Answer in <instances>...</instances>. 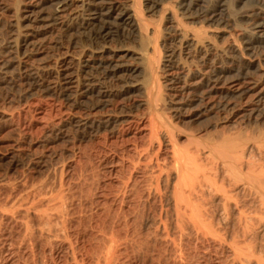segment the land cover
<instances>
[{
    "label": "rangeland",
    "instance_id": "obj_1",
    "mask_svg": "<svg viewBox=\"0 0 264 264\" xmlns=\"http://www.w3.org/2000/svg\"><path fill=\"white\" fill-rule=\"evenodd\" d=\"M33 1L25 0L29 10L20 14L35 36L20 56L21 70L8 49L14 17L0 6V264H264L262 71L214 51L207 68L188 61L194 76L185 86L171 71H157L159 80L171 78L164 102L154 104L169 130L147 108L143 75L120 74V81L106 66L83 69L78 57L88 43L75 28L79 21L36 24ZM243 3L242 14L264 11V0ZM221 31L215 41L224 46L239 29ZM112 46L125 65L137 63L133 44L119 38ZM254 46L253 55H264ZM60 57L61 85L47 74ZM209 70L219 74L206 80ZM32 81L37 87L30 90ZM78 81L109 97L99 105L90 96L74 102ZM86 119L95 124L85 126ZM183 157L198 177L185 183L188 197L175 200L181 183L172 163Z\"/></svg>",
    "mask_w": 264,
    "mask_h": 264
},
{
    "label": "bare ground",
    "instance_id": "obj_2",
    "mask_svg": "<svg viewBox=\"0 0 264 264\" xmlns=\"http://www.w3.org/2000/svg\"><path fill=\"white\" fill-rule=\"evenodd\" d=\"M34 1L36 2L35 8L38 10L37 17L34 18V22L36 24H45L48 27V26H52L53 23H56V24H60L62 27L65 26L63 22L65 20H68V18L72 16H74L73 19L76 18L79 21L78 26L75 28L77 29V31H81L80 35H83L84 36L83 38L86 39L84 40L88 43L82 48L78 57V63L79 65L81 64L83 69L91 70L95 67L106 66V68L110 70L111 72L110 74L115 76V78L116 75L118 77V75L120 74L122 76L126 75L129 78L143 75L144 76L142 77L144 78L143 79L144 82L142 85L143 87L139 84L140 88H142L144 92H149L148 94H146L147 102L145 103L148 105L147 108H149V110L156 116L155 118H158L160 120V124L164 128L169 129L170 127H168L165 121H163L162 118L160 117L161 114L158 113L159 112L157 111L158 109H154L156 107V105L154 107V104L160 100L164 102V97H163L164 95L162 94V91H165V89H167L168 87L167 83L171 81V78L170 79L169 77L163 78L164 80L161 81V79L159 80L158 78L159 75L157 76V71H160L163 74H166L167 72L171 71V76L173 75V73L176 75L175 81L185 86V84L189 81V79H191L194 76V73L191 71V69L188 66V61L194 59H200L202 65L206 67L208 66L207 62L209 61L208 55L210 52L214 51L215 54H217L214 56H218L222 59L225 58L230 59L232 62L241 64L242 66H244L245 69H254V70L262 71L261 77L264 78V70H263L264 55H261L260 52L259 55L261 56L259 57H256L255 55L252 54V51L255 49V47H257L254 45H258V47L261 46L260 48L264 47V11L261 8L257 10H250L243 14L240 13L239 12L240 6L242 4L244 5L243 2L245 0H34ZM26 4H25V0H13L11 1L10 4L7 5L5 3L0 4L3 10H5L6 12H11L14 17L13 19L14 21L12 23L14 24L12 25L14 27V31L12 35H10L11 41L8 49L11 52V55L13 54L14 63L16 64L17 68L20 70L22 69V66H24L23 62L20 59V56L23 57L24 55L26 56L28 49L34 46L33 41L31 39L32 35H30L31 34L30 31L24 30L25 27L22 26V24L25 22L26 19L20 20L21 18L20 14L23 11H25V9L29 10V8L25 6ZM45 6H47L48 8L46 7L47 9H44ZM262 7H264V5ZM149 18H153V22L151 24L148 23ZM244 20L248 21V23H246L248 24L246 27L242 26L243 23L242 21ZM227 27H232L237 30L239 29V32L237 35L229 34V36L231 37L230 38L231 42H228L224 46H219L218 43L215 41L217 40L215 38L223 32L221 30ZM77 34L79 33L77 32ZM119 38L120 40L122 39L124 41H127V43L130 42L131 44L134 45V48L136 49L137 52V54L134 55L137 58V63L135 65H130V64L125 65L124 61L120 59L121 57H117L115 55L114 53L115 46L113 47L112 45L115 41L119 40ZM78 40L80 39L78 38ZM64 59H62L61 57L56 58L55 63L53 65L54 70L48 71L47 73L48 75L54 73L56 75V79L58 80L57 83H60L59 85H61V81L59 80L61 74L59 70L64 63ZM175 59L178 60V63L174 61ZM2 63L3 61L0 60L1 71L3 70ZM211 70L207 72L205 71V73L202 75L203 77L207 76L205 77L206 80H209L210 78L212 79L213 75L217 73L215 70L214 71ZM218 74L219 73H217V75ZM120 76L118 77V80L121 81ZM215 78L217 79L219 77H215ZM26 79L28 80L29 78ZM122 79H124V76L122 77ZM37 81L35 82L32 81L33 84H30V90L32 88L37 87V83H36ZM90 82L91 81H86V83H81L80 81L77 82V87H80V89L77 93V99L74 102H78L80 99H84L85 96L86 97L90 96L93 97L96 100V104L99 105L100 103H102V101L104 102V100L109 97L108 93L101 91L99 88H97L96 85H94V83L92 84ZM125 84H127V82ZM132 88L135 90H140L139 87L137 88V86H132L131 89ZM63 91L68 92L66 89H64ZM94 124H95L94 120L91 119H86L84 121L85 126L86 125L91 126ZM151 129L152 132H154V136L157 135V133L158 135H160L159 132L157 131V129L159 130V128L156 125V121L152 122L151 120ZM167 129L165 130L167 131ZM170 132L172 136L173 134L172 126ZM165 137L168 138L166 134H164V138ZM171 141H172V137H171ZM226 142L229 143L230 141L229 142L226 141ZM224 144H221L222 149L220 147V144H217L219 145L218 147L222 151L226 150L223 148L224 146L226 147V144L225 145ZM214 146L215 145H213L212 147ZM232 146L237 147L238 145L236 146L232 145ZM231 147L228 146L227 149ZM215 150L213 149V153H218L219 156H222L224 154L223 153L221 155L222 151H217L216 148ZM243 153L245 152H242V155ZM180 156L181 155H179V158ZM224 156L225 155H223V157ZM179 158L178 159L174 158L176 160V163L175 162L172 163L177 165V168L175 170V172L176 171L177 172L175 173V176L177 175L176 180L179 181L182 186V187L174 186L173 193L175 192V198H174L175 200L178 198H182L183 196L184 197L186 196V198L188 197V194L190 192L187 193V191H185L186 188H184V186L187 187V184L185 183H188L189 180L192 182V180L196 179L198 175L196 178L195 175L196 173H198L199 170V169L196 170L197 166H192V168L189 167L190 165L187 164V161L185 160L186 158L185 159L184 157L181 159ZM223 159L227 160L226 156ZM233 172L235 173L236 177H238L237 172H235L234 170ZM159 178L160 177H158L157 179ZM190 181L188 185H190ZM177 185H179V183ZM191 189L193 188L191 187ZM183 191L186 192L187 194L185 195ZM187 200L188 199H186V201ZM182 209H185V207H183ZM195 210H197V208ZM189 211L191 212V213L189 212L191 218V216L192 215L194 216L195 214L194 207L189 206ZM182 216L184 217V214Z\"/></svg>",
    "mask_w": 264,
    "mask_h": 264
}]
</instances>
